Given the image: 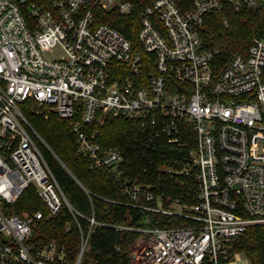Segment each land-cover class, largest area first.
Masks as SVG:
<instances>
[{
	"label": "built area",
	"instance_id": "2783aa9c",
	"mask_svg": "<svg viewBox=\"0 0 264 264\" xmlns=\"http://www.w3.org/2000/svg\"><path fill=\"white\" fill-rule=\"evenodd\" d=\"M30 1L0 0V264H68L65 245L31 242L45 214L15 209L30 189L47 218L65 232L77 226L75 264L100 228L140 234L127 264H254L236 244L264 226V39L230 57L228 45L209 46L203 26L209 13L257 11L264 0H193L187 10L174 0ZM147 1L138 40L151 63L116 26L100 23L106 12L131 18ZM56 50L60 57H46ZM28 102L34 114L70 123L77 154L121 189L124 205L188 225L138 228L79 212L42 154L48 145L24 115ZM110 117L139 123L144 156L179 150L172 166L160 165L158 183L187 186L192 203L128 175L123 151L98 139Z\"/></svg>",
	"mask_w": 264,
	"mask_h": 264
},
{
	"label": "trees",
	"instance_id": "16d2710c",
	"mask_svg": "<svg viewBox=\"0 0 264 264\" xmlns=\"http://www.w3.org/2000/svg\"><path fill=\"white\" fill-rule=\"evenodd\" d=\"M174 1L182 10H187L193 0ZM30 2L46 4L51 0ZM137 3L138 12L131 18L121 17L116 12L112 13L113 15L106 12L104 13L106 17L100 23L116 26L133 41L136 51L142 54L145 63L148 61L151 63L153 56L143 51L138 40L140 13L150 1ZM225 19L228 20V25L224 24ZM203 37L210 47L228 45L227 52L230 57L239 53L246 54L254 38L264 39V5L257 11L236 13L229 10L207 14ZM36 107L33 102H28V106L23 107L24 115L48 145V147L41 145L42 154L66 197L79 212L92 216L94 210V216L100 222L138 228L188 225L183 218L141 211L124 205L122 202H127L129 198L121 193V189L104 171L92 172L89 161L77 154L76 136L70 123L56 117L47 120L38 116L33 112ZM98 128H100L98 139L104 146L116 147L123 151L127 173L131 178L138 179L141 183L155 185L157 192H166L174 199L184 196L188 203H192V194L187 186L176 184L174 180L167 181L163 186L158 183L160 165L172 166L174 160L179 158V150L167 147L165 150L159 149L158 152L144 156L147 152L145 134L139 123L133 120L110 117L103 127ZM150 160L154 161V165H149ZM83 187L90 192L91 197ZM15 209L24 214L44 212L45 217L37 221L31 242L41 247L57 241L66 246L68 264L76 263L81 247V236L76 225H73L71 231L65 232L57 217L47 218L45 205L31 189L21 197ZM81 221L87 230L86 221ZM139 237V233L100 228L91 237L89 249L84 254L81 264H127V253ZM117 246L121 247L120 251H117ZM236 246L244 255L250 257L254 264H264V226L250 228Z\"/></svg>",
	"mask_w": 264,
	"mask_h": 264
},
{
	"label": "rangeland",
	"instance_id": "374dc122",
	"mask_svg": "<svg viewBox=\"0 0 264 264\" xmlns=\"http://www.w3.org/2000/svg\"><path fill=\"white\" fill-rule=\"evenodd\" d=\"M62 51L61 50H56V51H53L52 53H49V54H45L47 58L49 59H52V58H58L62 55Z\"/></svg>",
	"mask_w": 264,
	"mask_h": 264
}]
</instances>
